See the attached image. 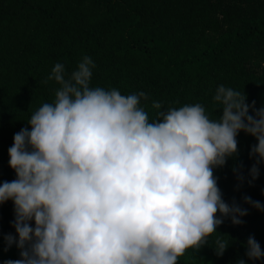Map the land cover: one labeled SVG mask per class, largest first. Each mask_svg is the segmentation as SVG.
I'll return each instance as SVG.
<instances>
[{"label":"clouds","instance_id":"clouds-1","mask_svg":"<svg viewBox=\"0 0 264 264\" xmlns=\"http://www.w3.org/2000/svg\"><path fill=\"white\" fill-rule=\"evenodd\" d=\"M94 67L84 56L66 78L56 63L44 81L59 85L54 100L13 136L8 164L16 178L0 183V204L13 202L16 235L5 240L20 258L4 264H178L208 244L223 217L238 225L247 215L222 199L214 168L237 154L241 131L257 141L249 155L264 162V106L219 85L218 119L200 103L161 110L157 101L150 119L140 103L148 94L92 87ZM228 244L217 238L216 254ZM245 255L264 257L252 236Z\"/></svg>","mask_w":264,"mask_h":264},{"label":"trees","instance_id":"trees-1","mask_svg":"<svg viewBox=\"0 0 264 264\" xmlns=\"http://www.w3.org/2000/svg\"><path fill=\"white\" fill-rule=\"evenodd\" d=\"M84 56L95 64L90 86L145 92L149 99L140 103L150 119L153 101L161 110L200 103L218 119L212 97L219 85L243 91L258 109L264 106V0H0V183L16 178L8 164L14 134L54 100L59 85L44 83L52 68L63 63L67 78ZM236 139L237 154L214 175L222 199L247 215L238 225L223 217L208 244L189 249L178 264H264V257L245 255L249 236L264 251V210L244 201L264 205V162L249 155L253 136L241 131ZM14 219L13 202L0 204V241L16 235ZM217 238L229 241L221 256Z\"/></svg>","mask_w":264,"mask_h":264},{"label":"rangeland","instance_id":"rangeland-1","mask_svg":"<svg viewBox=\"0 0 264 264\" xmlns=\"http://www.w3.org/2000/svg\"><path fill=\"white\" fill-rule=\"evenodd\" d=\"M20 249L17 248L15 243L10 246L7 241H0V264H4L6 260H15L20 258Z\"/></svg>","mask_w":264,"mask_h":264}]
</instances>
